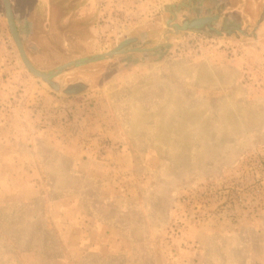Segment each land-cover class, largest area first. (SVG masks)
<instances>
[{
	"label": "rangeland",
	"instance_id": "rangeland-1",
	"mask_svg": "<svg viewBox=\"0 0 264 264\" xmlns=\"http://www.w3.org/2000/svg\"><path fill=\"white\" fill-rule=\"evenodd\" d=\"M10 3L0 264H264V0Z\"/></svg>",
	"mask_w": 264,
	"mask_h": 264
},
{
	"label": "water",
	"instance_id": "water-1",
	"mask_svg": "<svg viewBox=\"0 0 264 264\" xmlns=\"http://www.w3.org/2000/svg\"><path fill=\"white\" fill-rule=\"evenodd\" d=\"M2 1H3L4 13H5L9 33H10L12 40H13L16 48H17V52L19 54V57H20L22 63L24 64V66L27 68V70L29 72H31L34 76H36L37 78L41 79L42 81H44L46 83L51 84L53 77L57 76L58 74H60L66 68H68L70 66H78L81 64L100 60L104 57H111L114 54L124 53L127 51H138V50H140L137 48L127 49V50L112 49V50H109V51H106L103 53H98V54H95V55H92L89 57L73 59V60L64 62V63L60 64L59 66H57V68L55 70H52V71L45 72V71L39 70L33 66V64L31 63V61L29 60V58L25 52L21 38L19 36V33L17 31L16 25L14 22L10 0H2ZM214 18L215 17H212V16L194 18L188 22H184L183 26L174 25V28H175V30H179V29H183L184 26L187 28L200 27V26L211 23L214 20Z\"/></svg>",
	"mask_w": 264,
	"mask_h": 264
},
{
	"label": "trees",
	"instance_id": "trees-1",
	"mask_svg": "<svg viewBox=\"0 0 264 264\" xmlns=\"http://www.w3.org/2000/svg\"><path fill=\"white\" fill-rule=\"evenodd\" d=\"M51 85H53V86H54V82H53V81H52Z\"/></svg>",
	"mask_w": 264,
	"mask_h": 264
},
{
	"label": "crops",
	"instance_id": "crops-1",
	"mask_svg": "<svg viewBox=\"0 0 264 264\" xmlns=\"http://www.w3.org/2000/svg\"><path fill=\"white\" fill-rule=\"evenodd\" d=\"M253 1H256V0H253Z\"/></svg>",
	"mask_w": 264,
	"mask_h": 264
}]
</instances>
